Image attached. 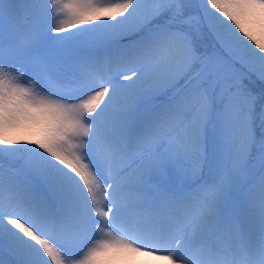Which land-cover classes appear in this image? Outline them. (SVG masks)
<instances>
[{"label":"snow or ice","instance_id":"snow-or-ice-1","mask_svg":"<svg viewBox=\"0 0 264 264\" xmlns=\"http://www.w3.org/2000/svg\"><path fill=\"white\" fill-rule=\"evenodd\" d=\"M137 255L264 264V0H0V264Z\"/></svg>","mask_w":264,"mask_h":264},{"label":"bare ground","instance_id":"bare-ground-1","mask_svg":"<svg viewBox=\"0 0 264 264\" xmlns=\"http://www.w3.org/2000/svg\"><path fill=\"white\" fill-rule=\"evenodd\" d=\"M142 261H150V264H167V261L159 258H150L143 255L133 256L126 261H121L120 264H141Z\"/></svg>","mask_w":264,"mask_h":264}]
</instances>
